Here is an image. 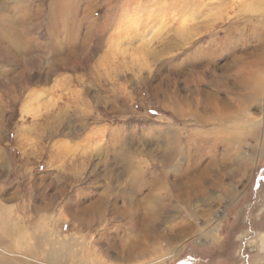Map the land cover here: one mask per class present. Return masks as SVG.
Returning <instances> with one entry per match:
<instances>
[{
    "label": "rangeland",
    "instance_id": "obj_1",
    "mask_svg": "<svg viewBox=\"0 0 264 264\" xmlns=\"http://www.w3.org/2000/svg\"><path fill=\"white\" fill-rule=\"evenodd\" d=\"M263 79L264 0H0V264H264Z\"/></svg>",
    "mask_w": 264,
    "mask_h": 264
},
{
    "label": "bare ground",
    "instance_id": "obj_2",
    "mask_svg": "<svg viewBox=\"0 0 264 264\" xmlns=\"http://www.w3.org/2000/svg\"><path fill=\"white\" fill-rule=\"evenodd\" d=\"M17 35H18V34H17ZM14 40H15V39H14ZM259 77L261 78V76H259ZM259 77H258L257 79H259ZM253 81H254V80H253ZM262 82H263V83H262ZM252 83H253V82H252ZM246 84H247V83H246ZM257 86H258V88H260V87H264V79H263V81L261 80L260 83H259ZM256 88H257V87H256ZM253 90H254L253 93L250 94V95L248 96V98H249L250 101H251V99H252V100H255V98H256V89L254 88ZM257 91H259V90H257ZM203 120H204V119H203ZM221 120L225 121L224 118L221 119ZM204 122H209V121L204 120ZM201 124H202V123H201ZM208 132H209V131H208ZM208 132H207V133H208ZM204 134H205V133H204ZM228 139H229V138H228ZM219 140H220V139H219ZM227 142H228L227 144H229V146H230L231 142H230V141H227ZM201 143H202V141H201ZM203 143H204V142H203ZM211 143H212V142H211ZM211 143H210V144H211ZM213 143H214V141H213ZM210 144H209V145H210ZM223 144H224V143H223ZM202 145H205V144H202ZM263 145H264V139H263ZM209 148H210V147H209ZM215 148H216V146H215ZM215 148H214V150H215ZM212 149H213V148H212ZM228 149H229L228 146H226V148H224L223 152L228 153V152H229ZM214 150H213V151H214ZM212 153H213V152H212ZM219 155H220V154H219ZM224 155H227V156H228V154H224ZM224 155H221V156L223 157ZM216 161H217L216 158H213V157H212V159H211V161H210V164L216 163ZM229 161H230V159H229ZM235 163H236V162H235ZM210 164H209V165H210ZM209 165H208V166H209ZM211 167H212V166H211ZM213 167H214V166H213ZM227 168H228V167H227ZM237 170H238V169H237ZM239 170H240V169H239ZM139 172H140V171H139ZM232 172H233V171H232ZM139 181H140V180H139ZM85 214H86V213H85ZM88 215H89V214H88ZM100 215H102V214H100ZM85 216H87V215H85ZM99 219H102V218H99ZM99 219H98V221L101 222V220H99ZM83 220L85 221L84 218H83ZM95 220H96V219H95ZM87 221H88V220H87ZM144 224H145V223H144ZM129 256H130V255H129ZM129 256H128V257H129ZM128 257H127V258H128ZM96 263H97V262H96Z\"/></svg>",
    "mask_w": 264,
    "mask_h": 264
}]
</instances>
